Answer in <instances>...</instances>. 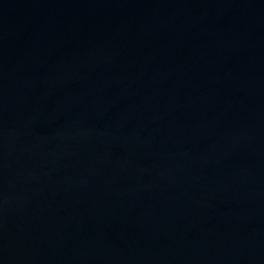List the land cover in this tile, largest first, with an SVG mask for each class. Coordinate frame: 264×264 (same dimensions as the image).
Returning a JSON list of instances; mask_svg holds the SVG:
<instances>
[{
  "label": "water",
  "instance_id": "1",
  "mask_svg": "<svg viewBox=\"0 0 264 264\" xmlns=\"http://www.w3.org/2000/svg\"><path fill=\"white\" fill-rule=\"evenodd\" d=\"M0 264H264V0H0Z\"/></svg>",
  "mask_w": 264,
  "mask_h": 264
}]
</instances>
